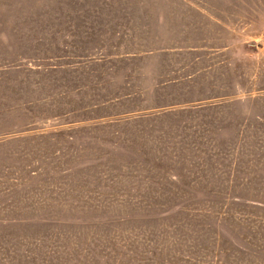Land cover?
<instances>
[{"label":"rangeland","instance_id":"374dc122","mask_svg":"<svg viewBox=\"0 0 264 264\" xmlns=\"http://www.w3.org/2000/svg\"><path fill=\"white\" fill-rule=\"evenodd\" d=\"M255 154L264 0H0L2 264H264Z\"/></svg>","mask_w":264,"mask_h":264},{"label":"trees","instance_id":"16d2710c","mask_svg":"<svg viewBox=\"0 0 264 264\" xmlns=\"http://www.w3.org/2000/svg\"><path fill=\"white\" fill-rule=\"evenodd\" d=\"M74 13L78 14V11H74ZM80 13H82V12H80ZM70 14H71V16L72 15H76V14H72V13H70ZM130 53L131 54H134L133 52H130ZM127 94H129V92ZM124 96H126V93L125 92H123L120 97H124ZM118 98H117V96L114 97V98L111 97V98H109V101H114L115 99H118ZM244 101H246V99H244ZM232 102H234V100H232ZM93 105H96V103L93 104ZM202 105L203 104H197V105H193V106L201 107ZM169 112L167 110H165V111H162V110L158 111V110H156V111H152V112H147L146 114L138 117V120L139 121L136 124V129L138 131L142 132L144 130V128H145V125L147 123V120L148 119H151V118H154V117H158V116H162V115H167V116H169V120H171L172 115ZM171 112L173 114V111H171ZM114 114H116V113H114ZM114 114L111 113L112 117L116 121H119L120 123H127V122H129V119H123V118H125L127 116H125L123 118H118L117 116H113ZM97 120L98 119H92V121H94V123L91 124V125L96 126V125L100 124V122H96ZM87 126H89V124ZM171 127H172V125H171ZM76 128H78V127H76ZM206 149L209 151V154H208L209 155L208 156L209 158H210L211 155H213L214 157L216 156V154L213 153V149L210 146L206 145ZM199 150H201V148H199L197 151H199ZM216 158H217V156H216ZM253 159L254 158L250 157V158H247V160H246V162H247L248 165L246 166L245 171H243L242 176L245 179H247V181H244V179L241 181L240 187H239L241 193L251 192L254 189V187L251 186L248 183L250 181H253L255 183V180L253 179V173H252L251 165L257 163L258 165L255 166V167L262 166V168L264 170V164H261L259 162L258 154H255V160L254 161H253ZM41 166L42 165H40V167H39L38 174H40L41 169L43 167V166L42 167ZM48 168L56 171L55 170V167H53V166H50ZM30 171H32V169ZM34 172H35V170L32 171V172H30V174L31 173H34ZM58 172L64 173V175L62 177V180L63 181L67 182V179L68 178L71 179V181L68 182L70 184V186L65 187L66 184H67V183H65L62 187H65L64 189H69L72 193H74V196H72L73 197V202H74V207L83 206L84 203H79L80 201L81 202H85V205L84 206H88L89 205V197H90V193H91L90 192L91 191V188H90V182H91V180L87 176V173L82 172L75 165H73V166L70 165V166H67L65 168H61ZM234 175H236V174H234ZM50 180H57V178H53V179H50ZM128 181L133 182L132 179L131 180H128ZM30 182H31V184L35 185L37 183H42L43 181L30 180ZM132 184H134V183H132ZM263 188H264V183H263ZM84 190H86V191H84ZM235 198H239V197L237 196ZM72 246H74V245H72ZM16 250H17V248H16ZM24 256L27 257L28 255L25 254ZM2 263H4L3 260H0V264H2Z\"/></svg>","mask_w":264,"mask_h":264}]
</instances>
